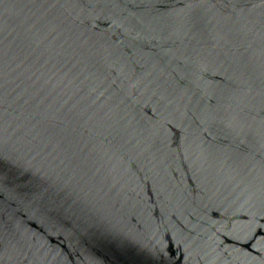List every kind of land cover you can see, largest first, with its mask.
<instances>
[{
    "label": "water",
    "instance_id": "1",
    "mask_svg": "<svg viewBox=\"0 0 264 264\" xmlns=\"http://www.w3.org/2000/svg\"><path fill=\"white\" fill-rule=\"evenodd\" d=\"M0 264H264V0H0Z\"/></svg>",
    "mask_w": 264,
    "mask_h": 264
}]
</instances>
